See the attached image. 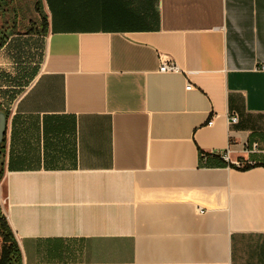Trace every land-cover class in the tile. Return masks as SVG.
Segmentation results:
<instances>
[{
    "label": "crops",
    "instance_id": "1",
    "mask_svg": "<svg viewBox=\"0 0 264 264\" xmlns=\"http://www.w3.org/2000/svg\"><path fill=\"white\" fill-rule=\"evenodd\" d=\"M37 2L0 49L23 264H264V0Z\"/></svg>",
    "mask_w": 264,
    "mask_h": 264
},
{
    "label": "trees",
    "instance_id": "2",
    "mask_svg": "<svg viewBox=\"0 0 264 264\" xmlns=\"http://www.w3.org/2000/svg\"><path fill=\"white\" fill-rule=\"evenodd\" d=\"M15 0H0V17H3V6L7 7L11 4L13 8L15 4ZM37 12L40 14L41 19V25L39 28H30L26 33H43L46 27L48 26V19L47 16L42 11V7L40 5V2H37L36 4ZM39 31V32H38ZM2 30L0 31V49L4 47L7 40L15 35L18 34L16 32V29L13 31L10 37L3 36ZM0 111L4 112L6 116L8 117V113L2 108H0ZM4 156H5V138L0 143V183L3 179L4 175ZM0 264H23V256L21 248L15 238V235L13 233V230L11 226L9 225V222L7 220V217L3 211V208L0 204Z\"/></svg>",
    "mask_w": 264,
    "mask_h": 264
},
{
    "label": "rangeland",
    "instance_id": "3",
    "mask_svg": "<svg viewBox=\"0 0 264 264\" xmlns=\"http://www.w3.org/2000/svg\"><path fill=\"white\" fill-rule=\"evenodd\" d=\"M37 1L15 0V8L11 4L3 6V17H0V31L3 32L1 37H10L15 29L17 33H26L30 28H39L41 19L36 9Z\"/></svg>",
    "mask_w": 264,
    "mask_h": 264
},
{
    "label": "built area",
    "instance_id": "4",
    "mask_svg": "<svg viewBox=\"0 0 264 264\" xmlns=\"http://www.w3.org/2000/svg\"><path fill=\"white\" fill-rule=\"evenodd\" d=\"M161 73H173L178 74L181 72L180 68L174 63V62H163L160 68ZM188 91L192 90L193 87L191 85H188L186 88ZM238 122L237 116H232L230 118V124H236ZM209 125H213V123H209ZM257 148V145H254V150ZM230 149L227 150L225 155L223 156L224 159L228 160L230 155Z\"/></svg>",
    "mask_w": 264,
    "mask_h": 264
},
{
    "label": "water",
    "instance_id": "5",
    "mask_svg": "<svg viewBox=\"0 0 264 264\" xmlns=\"http://www.w3.org/2000/svg\"><path fill=\"white\" fill-rule=\"evenodd\" d=\"M7 128V116L0 111V143L4 140Z\"/></svg>",
    "mask_w": 264,
    "mask_h": 264
}]
</instances>
